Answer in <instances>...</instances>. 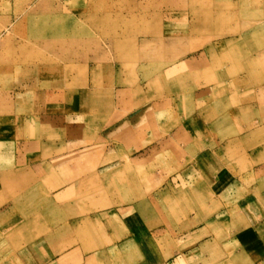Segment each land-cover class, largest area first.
Listing matches in <instances>:
<instances>
[{
	"label": "rangeland",
	"instance_id": "obj_1",
	"mask_svg": "<svg viewBox=\"0 0 264 264\" xmlns=\"http://www.w3.org/2000/svg\"><path fill=\"white\" fill-rule=\"evenodd\" d=\"M205 52L211 59L202 74L178 67L180 57ZM120 68L160 100L206 81H227L235 89L245 82L258 86L264 83V0H0V140L24 143L29 134L23 126L18 129L15 115H28L32 103L44 109L45 90L55 89L62 103L52 105L65 139L57 148L73 155L58 161L88 163L90 168L131 164L106 172L101 181L92 180L97 178L92 170L61 173H89L92 197L135 200L145 216L147 208L153 210L149 220L154 226L171 233L198 225L217 228V233L202 236L213 241L203 249L206 259L239 263L241 245L228 240L237 238L232 232L245 226L238 215L243 217L249 187L264 179V144L240 155L222 146L226 140H217L212 147L203 143L201 154H194L188 149L191 141L170 137L178 124L167 108L155 109L153 125L144 121L146 115L144 120L137 116L143 107L132 110L123 102L114 108V74ZM21 90L28 93L18 99ZM125 96L130 98L129 93ZM14 106L11 122L5 110ZM68 116L73 124L65 121ZM120 117L122 121H113ZM50 129L44 123L41 135L47 138ZM215 150L223 155L212 156ZM194 162L201 168L194 170ZM211 162L238 169L214 170ZM147 165L153 169L147 170ZM253 166L260 169H250ZM16 223V218L0 220V243L17 241L14 235H2ZM2 255L0 249V264H18L12 259L2 262Z\"/></svg>",
	"mask_w": 264,
	"mask_h": 264
},
{
	"label": "crops",
	"instance_id": "obj_2",
	"mask_svg": "<svg viewBox=\"0 0 264 264\" xmlns=\"http://www.w3.org/2000/svg\"><path fill=\"white\" fill-rule=\"evenodd\" d=\"M210 59L207 52L205 56L201 53L185 55L179 58L178 67H184V73L202 74ZM125 73L126 70L120 68L114 74L115 87L118 85L115 88L118 95L112 102L114 108L118 110L123 102L132 110L143 107L137 116L142 120V116L146 115L143 120L149 125H153L157 107L167 108L171 121L178 124V130L172 131L170 137L191 141L187 142L188 149L193 148L194 154H201L203 143L212 147L218 144L217 140H226L222 146L231 148L232 152L236 150L240 155L264 144V83L250 86L245 82L237 84L235 89L232 84H226L227 81H206L197 87L180 89L177 96L160 100L154 96L153 90L137 85L136 80L126 78ZM121 82L125 86L121 87ZM143 90L144 98H141ZM27 93L21 90L18 99H23ZM125 93L130 94L129 99L128 96L122 97ZM54 94L55 89L45 90L44 109L35 108L32 103L28 115H15L18 129L23 126L29 134L22 145L19 139L0 140L3 144L0 148V208L9 204L7 209H0V220L10 222L12 218L17 219L14 227L8 226V232H2V235H9V239L16 236L17 240L12 245L10 242L7 244L6 239L1 240L2 262L12 259L18 264H216L206 259L207 255L203 253V249L212 245V237L203 240L202 236L217 233V228L204 230L198 225L171 233L164 226H154L149 220L153 210L150 213L147 208L145 216L135 200L113 196L92 197L89 173L77 176L61 173L92 170L96 171L93 176L97 177L92 180L101 181L106 180V172L121 170L131 164L106 163L103 167L100 163L90 168L88 163L58 161L60 156L67 160L73 155L57 148L59 141L62 143L65 139L58 130V111L53 109V105L57 108L62 101ZM100 99L103 98L99 95L97 107L102 114L104 104ZM14 108L5 110L11 122ZM68 120L73 124L71 116L65 121ZM122 120L120 117L113 121ZM130 120L133 118L124 122ZM44 123H49L51 127L47 138L41 135ZM68 125L67 122L66 128ZM222 153V150L211 152L212 156ZM261 164L264 166V163ZM201 165L194 162L192 167L195 170ZM211 165L214 170L238 169L229 167L227 162H211ZM146 169L153 168L147 165ZM250 169L260 168L253 166ZM260 170L264 172V167ZM262 180L249 187L245 210L241 214L243 217L238 215L245 220V226L232 232L237 238L228 240L234 246L241 245V260L237 264H264ZM6 189H10L16 198L10 197ZM211 201L213 206L217 204V200L212 198ZM11 203L13 205L10 206ZM171 234L177 237H170ZM7 251L8 254H4ZM225 264L231 262L226 261Z\"/></svg>",
	"mask_w": 264,
	"mask_h": 264
}]
</instances>
